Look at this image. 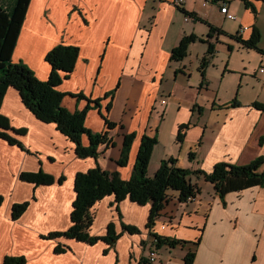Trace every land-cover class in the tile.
Here are the masks:
<instances>
[{
	"label": "crops",
	"instance_id": "0c3cea01",
	"mask_svg": "<svg viewBox=\"0 0 264 264\" xmlns=\"http://www.w3.org/2000/svg\"><path fill=\"white\" fill-rule=\"evenodd\" d=\"M204 1L208 3L202 6ZM250 1L255 13L244 7L241 18L235 15L232 21L219 8L225 3L233 13L237 0H184L178 6L174 0H29L12 59L45 80L50 74L46 53L60 42L78 46L72 73L57 86L64 94L62 106L74 111L89 105L86 128L94 133L106 130L113 142L107 149L100 145L97 162L109 172L118 171L124 180L132 172L143 135L158 141L148 163L151 177L160 160L168 157L182 168L206 172L219 161L244 165L257 156L264 158V75L257 71L264 61V46L258 44L256 49L242 42L253 28L264 38V3ZM189 14L199 19L186 21ZM210 26L236 34L241 41L218 35ZM191 34L198 40L189 46L187 56L171 60V50L180 38ZM203 57L207 59L204 67ZM78 94L83 97L77 98ZM0 114L9 117L14 128H26L17 138L32 152L0 139V195L4 198L0 264L9 255H25L24 264H139V257H146L151 248L150 241L144 248L141 244L149 234L145 228L149 203L139 206L129 198L116 203L113 195L95 202L89 234L104 235L107 224L113 222L119 234L113 247L102 241L89 245L41 238L69 227L75 173L95 167L96 161L76 157L73 143L53 123L30 113L13 87L4 93ZM103 116L115 125L106 128ZM181 124L187 127L181 129L178 141ZM131 133L134 140L127 164L120 167L116 160L125 136ZM87 140L83 136L82 144L87 145ZM157 150L177 153L164 151L156 157ZM184 152H194V160L188 153L183 160ZM40 165L56 177L64 175L65 181L33 187L18 179L20 171H35ZM191 181L199 193L190 202L180 203L178 193L168 191L154 231L180 240L200 237L192 264H264V186L226 194L223 204L211 183L197 177ZM23 200L30 201L28 209L12 220V205ZM97 216L100 227L93 229ZM120 222L138 227L140 233L122 231ZM60 241L69 249L56 253L53 247ZM185 251L179 246L162 247L156 250L153 264H184Z\"/></svg>",
	"mask_w": 264,
	"mask_h": 264
},
{
	"label": "trees",
	"instance_id": "16d2710c",
	"mask_svg": "<svg viewBox=\"0 0 264 264\" xmlns=\"http://www.w3.org/2000/svg\"><path fill=\"white\" fill-rule=\"evenodd\" d=\"M261 1L264 3V0ZM243 2L246 8L255 13L254 5L250 0H243ZM28 3L29 0H0V107L5 91L9 87L15 88L22 103L30 113L45 123H53L55 128L73 143L76 157H90L96 161L95 167L75 173L73 186L75 197L74 201L71 202L69 227L62 231H49L44 235H40L41 238L46 240L72 239L89 245L102 241L113 247L119 237L113 222L107 224L104 235H90L88 233L93 222L92 206L103 197L113 195L116 203H120L125 198H129V200L139 206L149 203L150 207L145 228L148 229L151 247L156 250L162 247L175 248L179 246L186 248L183 263L192 264L200 237L196 240H180L179 238L164 236L154 231L155 220L159 218L164 204L168 201L167 192H177L180 203H187L188 198L195 197L200 190L197 184L191 181V177L195 176L211 183L214 194L222 200L223 204H226L224 200L226 194L244 191L255 186H264V158L257 156L244 165L219 161L209 172L200 169L182 168L176 165L174 158H164L160 160L156 172L151 177L147 175L148 163L153 147L158 141L156 137L143 135L133 163L132 172H130L127 179H122L118 171L109 172L105 170L97 162V158L101 154L99 147L103 144L105 147L107 145L113 146L112 140L108 139L106 130L94 133L86 128L85 116L89 105L82 110L69 111L62 106L64 94L57 89L62 80L68 78L74 69L79 54L78 46L65 45L60 42L46 53L45 59L50 66V74L45 80L38 79L25 63L16 62L12 59L14 45H16ZM189 15L199 19L195 14ZM210 30L217 32L218 35L225 34L234 40L241 41L240 36L227 34L217 29V27L210 26ZM259 38H261L259 30L253 28L252 35L242 42L249 47L258 49ZM196 40H198V37L193 34L183 35L177 46L171 50L170 59L181 61L187 56L189 46ZM210 48L211 46L208 49L211 50ZM206 60V57L202 58V67L205 66ZM76 97L81 98L83 96L78 94ZM92 102L95 105L99 104L98 100H92ZM236 104V102L231 103V105ZM103 118L106 122V128H112L115 125L106 121L104 116ZM10 122L9 117L0 114V139L32 154L17 138V136H22L26 133V128L16 129ZM186 127V124L180 125L177 134L178 141L182 140L181 129ZM83 136L88 138L87 145H83L81 142ZM133 140V133L125 136L120 156L116 160L118 166L124 167L127 164ZM189 158H194V152H189ZM39 163L41 164L40 160ZM18 179L33 187H37L40 185L50 186L55 183L61 185L66 178L64 175L56 177L47 173L43 171V167L40 165L35 171H20ZM3 199V196L0 195V204ZM29 204V200L14 203L11 207L12 220L18 219L28 209ZM117 212L119 218H121L122 215L119 209ZM120 226L122 231L133 234L140 233V229L134 225L120 222ZM65 249H69V246H66ZM65 249L61 248L59 244L53 247V251L56 253H63ZM26 261L25 255H9L5 256L3 264H24ZM143 263L149 264L146 257L141 256L139 264Z\"/></svg>",
	"mask_w": 264,
	"mask_h": 264
},
{
	"label": "rangeland",
	"instance_id": "374dc122",
	"mask_svg": "<svg viewBox=\"0 0 264 264\" xmlns=\"http://www.w3.org/2000/svg\"><path fill=\"white\" fill-rule=\"evenodd\" d=\"M238 2H236V4L234 5V6H232L233 7V9L234 10H232L233 11V14L234 15H236L237 16V18H241V16H240V14H242L243 12H245L244 10H245V6H244V2H243V0H237ZM263 11H264V7H263ZM186 17L187 16H190V15H185ZM195 20V19H194ZM188 21V20H187ZM261 21L264 23V19L263 18H261ZM262 25V24H261ZM261 34V33H260ZM232 35H234V34H232ZM258 44H260V45H262V46H264V38H262V39H260L259 38V41H258ZM109 143V142H108ZM104 145V144H103ZM101 147V146H100ZM104 147V149H107L108 147H109V145H107L106 147H105V145L103 146ZM102 147V148H103ZM164 151L165 152H167V154H170V153H177V151H167V150H157V156L156 157H158L159 156V154L160 153H164ZM185 153V156H184V158H182L183 160H185V158H186V155H187V153L188 152H184ZM188 157H189V153H188V155H187ZM169 158V157H168ZM187 160V159H186ZM192 160H194V159H192ZM191 162V161H190ZM195 163L196 164H194V167H196L197 166V162L195 161ZM199 168V167H198ZM194 169H197V168H194ZM195 178V176H192L191 177V180L192 179H194ZM95 212L96 211H93V213H91L92 215H95ZM100 216H97L96 217V219H95V222H94V225H93V229H95V228H99L100 227ZM93 223V222H92ZM92 226V225H91ZM90 230H91V227H90V229H89V232H90ZM88 232V233H89ZM65 241V240H64ZM149 241H150V239H149V237H147V239H146V241L144 242V241H141L142 243V245H143V248L145 247V245H146V243L148 242L149 243ZM59 244V246H61V248H64L65 249V247L66 246H69V245H66L67 243L66 242H63V241H60V242H58L57 243V245ZM55 246H56V244H55ZM65 251H66V249H65ZM64 251V252H65ZM164 252V251H163ZM139 260H140V257H139ZM146 264V263H145Z\"/></svg>",
	"mask_w": 264,
	"mask_h": 264
},
{
	"label": "built area",
	"instance_id": "2783aa9c",
	"mask_svg": "<svg viewBox=\"0 0 264 264\" xmlns=\"http://www.w3.org/2000/svg\"><path fill=\"white\" fill-rule=\"evenodd\" d=\"M183 2H184V0H174V5H176V6L182 5ZM207 3H208V1H204L202 6L207 5ZM226 6L227 5L225 3L223 4V6H220L219 12L221 14H223L226 19L234 21L236 19V16L232 12L228 11ZM185 19H186V21L187 20H194L195 17L190 15L187 17L185 16ZM243 29H246V27H243ZM257 71L259 73H261V75H264V61L260 63L259 67L257 68ZM162 103H164V100H162ZM193 198L194 197H189L188 202L193 200ZM146 259H147L149 264H153L154 262L157 261V252H156L155 248L151 247L150 250L147 251Z\"/></svg>",
	"mask_w": 264,
	"mask_h": 264
}]
</instances>
